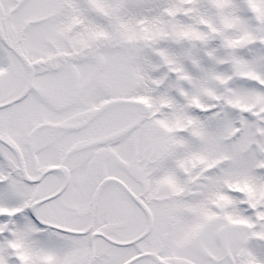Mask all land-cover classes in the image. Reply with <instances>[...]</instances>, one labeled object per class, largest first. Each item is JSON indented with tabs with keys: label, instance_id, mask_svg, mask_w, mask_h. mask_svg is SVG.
<instances>
[{
	"label": "snow or ice",
	"instance_id": "1",
	"mask_svg": "<svg viewBox=\"0 0 264 264\" xmlns=\"http://www.w3.org/2000/svg\"><path fill=\"white\" fill-rule=\"evenodd\" d=\"M0 264H264V0H0Z\"/></svg>",
	"mask_w": 264,
	"mask_h": 264
}]
</instances>
